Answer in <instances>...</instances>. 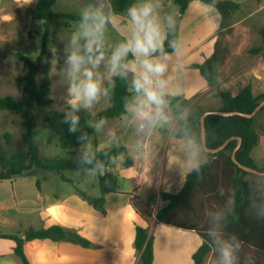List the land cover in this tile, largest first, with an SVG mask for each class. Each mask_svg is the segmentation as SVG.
<instances>
[{
    "label": "crops",
    "instance_id": "0c3cea01",
    "mask_svg": "<svg viewBox=\"0 0 264 264\" xmlns=\"http://www.w3.org/2000/svg\"><path fill=\"white\" fill-rule=\"evenodd\" d=\"M20 1L0 0V14L3 15L0 22L11 19L10 14L2 12L5 5ZM233 1L239 3V10L222 16L216 7L200 0H190L181 16L177 46L174 51L166 54L168 71L165 78L168 81V90L174 93L166 97L168 101L170 96H183L189 100L182 113L187 109L192 110L193 105H199L206 110L219 109L221 106L219 90H229L236 94L244 86L250 85L254 95L264 93V41L260 36V29L264 27V0ZM104 2L108 9L105 13L109 17V23L115 26L120 37L125 40L130 35L131 28L127 10L113 13L108 0ZM144 2L145 0H136L133 4ZM150 2L155 6V15L162 30L166 32V18H174L177 15V5L174 0ZM92 4L93 8L99 6V0H94ZM244 6L249 7L244 10ZM252 49L256 51L252 52ZM212 54L217 60V75L216 81L210 84L200 74L195 64ZM128 78L131 81V74ZM126 116L114 119L120 124ZM131 122L130 117L128 123ZM257 123H260L259 130L255 126ZM129 127H123L127 135ZM253 127L258 134V142L253 147L251 156L255 163L260 165L264 160V108L255 114ZM159 128H166L169 133L163 134ZM173 129L174 126L168 128L162 125L152 129L142 145L139 143L131 145L124 133L117 134V144L126 146L128 154L131 150L135 151V147L140 153L131 158L133 161L131 166H116V170L121 172L123 178L131 180L132 187L121 189L119 183L118 192L107 193L105 214L83 200L72 184L64 181L60 174L41 176L24 174L0 181V221L14 224V219L3 216L4 211L12 210L20 222L21 231L18 233H22L27 227L38 229L54 224L74 229L94 242L97 245L93 247L96 251L102 252L104 248L113 250L128 260L129 264L140 263L139 253L134 247L135 228L139 225L148 228L152 236V264H193L192 255L203 242L200 234L195 229L179 228L158 221L155 218L157 211L155 207L152 209V215L144 218L131 199L146 198L160 191L177 192L184 184L186 175L192 170L183 171L182 167L189 162L191 154L195 152L199 165L206 161L204 153L189 138L178 139L170 135ZM110 130L106 129L105 135H102L107 146L110 142L107 132ZM151 135L154 139L150 141ZM93 145L94 149H99L98 141L95 140ZM117 159L119 163L122 162L120 157ZM109 162L108 170L111 169ZM152 168H156L154 176L151 175ZM66 171L70 170L63 171V174ZM65 176L75 183L73 176ZM36 180L39 181V186ZM228 191L231 192V189ZM224 195L227 197V193ZM159 203H161L159 208L165 205L162 200ZM221 203L223 202L219 201V204ZM214 206L218 207L216 204ZM225 214L226 212L218 218L217 229L208 227L212 224L210 221H207V227L204 224L197 225V229L202 233L208 231L222 235L218 226ZM75 245L77 244L65 240L34 239L24 243V252L30 264H77L78 257L85 253L89 254L91 247L83 248L77 245L78 249ZM13 246L14 244L10 246L12 250ZM253 251L252 258L255 259L253 262H257L259 255L264 253L255 249Z\"/></svg>",
    "mask_w": 264,
    "mask_h": 264
},
{
    "label": "trees",
    "instance_id": "16d2710c",
    "mask_svg": "<svg viewBox=\"0 0 264 264\" xmlns=\"http://www.w3.org/2000/svg\"><path fill=\"white\" fill-rule=\"evenodd\" d=\"M136 0H108L113 13H120L127 10ZM190 0H174L178 13L172 18L174 26L167 25V38L163 42L164 53H171L177 46L178 28L180 19ZM210 4L227 16L237 12L240 8L238 2L233 0H200ZM56 0H36L30 17L43 22L42 46L35 59L14 52L13 55L21 62L22 74L16 79L22 83L21 97L16 99L12 95L0 96V110L19 112L21 123L24 127L22 141L26 146V155L12 154L8 158L2 157V145L0 142V181L10 179L24 174H35L37 170L56 172L61 178L73 184L72 179L66 177L63 171L70 170H94L98 179L99 194H91L77 186H74L76 193L90 204L95 210L106 213V194L117 192L119 189L118 176L114 171L107 169V163L117 157H122V166L132 165V159L128 156V148L122 144L109 143L108 146L95 148L90 154L81 155L78 158L57 157L48 159L40 154L39 134L44 130H50L57 136V144L64 152H70L73 147L81 145L94 133V122L96 120L120 118L122 115H130L126 111V103L132 98L130 90L131 81L122 79L119 76L112 77V84L106 80L104 87L108 91V104L104 109L93 113L88 109L81 108L76 114L79 116V124L75 133L69 132V123L65 122V114L68 111H49L42 120L41 126H36L34 112L39 108L49 107L53 99L48 95L49 86L45 81L37 80V73L40 64L47 60L51 54L48 44L52 38L51 23L54 19H69L80 22L81 14L57 12L54 9ZM107 15V14H106ZM260 36L264 41V27L260 29ZM174 43L175 47L170 44ZM255 52L256 49H252ZM104 54L110 52L104 48ZM204 79L213 84L217 75V60L214 54L201 62L195 64ZM221 106L217 110L251 112L264 93L254 95L250 85L241 88L236 94L229 90H219ZM168 111L172 116H179L183 109L188 106L189 100L183 96H170ZM262 106L258 111L263 109ZM206 111L199 105H193L192 112L178 120V126L170 134L178 139L189 138L195 144H201L200 117ZM255 115L251 118L238 115L220 116L207 114L204 118L205 137L208 147L220 146L226 139L232 136L241 138V143L236 150L237 160L247 166L258 170H264L263 163L257 165L251 156L253 147L258 142V134L253 127ZM162 132L168 133L166 129ZM6 144L10 143V133L2 136ZM1 139V136H0ZM237 144V138L231 139L224 149L215 152L203 153L206 161L199 165V170H191L185 178L184 184L177 192L160 191L158 194H150L147 200H155L160 197L165 205L155 212V218L169 225L179 228L195 229L203 239L202 244L192 255L193 264H204L206 255L215 247L213 234H204L197 229V224L179 221L176 219V212L183 207L190 212H196L194 195L203 194L199 206H204L210 199L218 202L219 209L227 208L226 214L219 221V231L240 246L252 247L264 253V184L254 178H246L250 172L240 169L232 160L231 154ZM90 160L91 163L86 162ZM264 180V176H261ZM225 181L229 184L231 192H227ZM37 186L39 181L36 180ZM224 185V186H223ZM227 193V197L224 195ZM133 205L137 208L134 198ZM219 201L223 202L219 204ZM229 207V208H228ZM138 209V208H137ZM144 218L150 217L152 211L149 207L144 212ZM0 238L10 239L14 242L13 253L19 259V264H30L25 252L24 243L34 239H51L54 241L65 240L77 244L83 248L96 247L97 245L89 238L81 235L74 229L61 225H50L45 228L27 227L22 233L0 234ZM134 247L139 253V264H152L153 261V240L148 228L136 225ZM258 264V263H256Z\"/></svg>",
    "mask_w": 264,
    "mask_h": 264
},
{
    "label": "rangeland",
    "instance_id": "374dc122",
    "mask_svg": "<svg viewBox=\"0 0 264 264\" xmlns=\"http://www.w3.org/2000/svg\"><path fill=\"white\" fill-rule=\"evenodd\" d=\"M94 0H57L54 9L57 12H68L81 14L85 8H93ZM262 1V0H260ZM36 0H30L29 3H25V0L20 2H13L11 5L6 4L3 13L10 14L11 19L7 21L0 22V96L12 95L16 99L21 97L22 83L19 82L16 77L22 74L21 62L15 58L13 55L14 52H20L31 59H35L39 54V51L42 46V31H43V22L41 20H34L30 17V12L34 8ZM103 5L104 11L108 9L105 6L104 0H99V5ZM244 10L249 6H244ZM243 8V7H242ZM0 18H3V15L0 14ZM79 22L69 20V19H54L51 23V32L52 38L48 44V47L51 49V54L47 60H44L39 67L37 73L38 81H45L49 86L48 95L53 99V103L46 108H39L34 112V121L36 126H41L42 120L47 115L49 111H68L69 106V79L66 75V46L69 43V38L71 34L77 30ZM104 44L105 48L110 51L114 50L117 45L122 43L124 40L120 37L118 30H116L113 24L108 23L104 31ZM111 55L107 54L105 57ZM99 71L104 72V64L100 65ZM107 79L104 80V83ZM104 87V84H103ZM108 104V95L101 96L99 101L95 103L92 108L88 109L93 113H97L103 107H106ZM104 109V108H103ZM192 112L191 109L185 110L181 115L175 117L172 116L169 111V122L166 124H155L152 126H145L142 130L138 128L135 122L128 123L130 115L124 117L120 122H117V119H105V120H96L94 122L95 133L81 145L73 147L70 152L66 153L62 151L57 144V136L50 130L42 131L39 136V149L40 154L48 159L57 158V157H74L78 158L81 155L90 154L94 150V141L99 142V149L107 146V142L103 139L102 135L106 133V129H111L107 132V137L109 143H117V134L119 132L124 133L128 142L131 145L136 143L143 144L147 137L148 133L153 129L159 126H167L175 128L178 126V120L185 116H188ZM260 114V113H259ZM107 124H114L110 127ZM118 124V125H116ZM130 126L128 134L123 127ZM256 128L259 130L260 123H257ZM134 129V132H133ZM162 129L159 128L162 132ZM167 130V129H166ZM24 127L21 123V116L19 112H12L8 110H0V142L2 145V157L8 158L12 154H23L26 155V146L22 141V133ZM168 131V130H167ZM10 133V143L6 144L4 138L2 137L4 133ZM163 134H168L164 133ZM171 135V134H170ZM153 135L150 137V141L153 140ZM200 150L203 152L201 144H196ZM135 146H133L134 148ZM135 151L131 150L128 156L130 158L135 157L137 153H140L137 147L134 148ZM255 155V154H254ZM264 155V154H263ZM123 161L122 157H120ZM143 160V159H141ZM198 161V160H197ZM133 162V161H132ZM122 166V162H118L117 158L112 159L109 162V167L111 171H114L118 174V180L120 183L121 189H130L132 187L131 180H127L122 177L121 172L116 170V166ZM183 171L191 170L190 163L183 164ZM119 168V167H118ZM122 168V167H121ZM156 168H152L151 175L154 176ZM182 173V172H181ZM38 176L41 175H58L56 172L42 171L37 170L36 173ZM120 174V175H119ZM64 175L73 176L75 185L91 194L97 195L99 192L97 175L94 170H75V171H66ZM148 175V174H147ZM150 175V174H149ZM150 175V176H151ZM246 178H254L257 181H260L264 184V180L261 175L258 174H247ZM150 178V177H149ZM225 188L228 190L231 188L229 184L225 181ZM224 186V185H223ZM119 191V189H118ZM117 191V192H118ZM171 192L175 190H169ZM156 194V193H155ZM205 196L203 194H195L194 201L197 206L196 212H190L183 207H179L176 212V219L184 222H194L197 225L206 226L207 221L212 222L211 225H208L209 228L217 229V220L222 216L226 211L225 209H219L218 202L212 201L210 199L205 205L199 206L201 199ZM160 197H157L155 200L148 201L146 198L134 197V202L137 205L140 212H144L147 207L152 211L153 207L158 209L160 207ZM229 208V207H228ZM4 217H9L14 219V224L3 223L0 221V234L2 233H17L21 231L19 227L20 222L18 218L13 214L12 210L4 211ZM2 213V214H3ZM148 218V217H147ZM203 225V226H204ZM207 227V226H206ZM212 230V229H211ZM219 230V228H218ZM214 231V230H213ZM204 234H214L208 231L203 232ZM215 236V237H214ZM228 241L233 243L225 235H213V240L215 247L210 251L205 259L204 264H218L219 254L217 252L218 244L216 240ZM14 243L9 239L0 238V264H19V259L14 255L13 250L10 248ZM234 244V243H233ZM79 249V246L75 245ZM88 253L78 257L77 264H129L128 260L120 254L115 253L110 249H102L101 251H96L95 248L91 247ZM97 252V254L95 253ZM253 249L247 246H240L239 250L235 253L236 255V264H264V255L261 254L258 257L257 262L255 261L252 255ZM123 258V259H122ZM86 260V261H84Z\"/></svg>",
    "mask_w": 264,
    "mask_h": 264
},
{
    "label": "clouds",
    "instance_id": "9594fccd",
    "mask_svg": "<svg viewBox=\"0 0 264 264\" xmlns=\"http://www.w3.org/2000/svg\"><path fill=\"white\" fill-rule=\"evenodd\" d=\"M30 0H25L29 3ZM130 22V35L112 50L107 58L104 54V31L109 23L103 5L85 8L81 20L66 46V75L69 79V106L71 111L65 114L69 123V132L75 133L79 124L76 114L81 108L90 109L101 96L108 95L103 87L107 79L112 84V77L127 79L131 74V88L134 93L126 103V111L139 129L155 124L169 122L168 100L174 93L168 90L165 74L168 71L167 55L163 42L167 33L155 15V6L150 0L133 4L127 9ZM169 28L174 26L171 17H167ZM175 47L174 43L170 44ZM129 54L131 59H129ZM104 64V72L99 71ZM86 162L91 163L90 160ZM190 167L199 170V162L193 152L190 156ZM264 215V212H261ZM214 235V234H213ZM219 254L218 264H236L235 253L238 244L216 240Z\"/></svg>",
    "mask_w": 264,
    "mask_h": 264
},
{
    "label": "water",
    "instance_id": "95a60500",
    "mask_svg": "<svg viewBox=\"0 0 264 264\" xmlns=\"http://www.w3.org/2000/svg\"><path fill=\"white\" fill-rule=\"evenodd\" d=\"M264 106V98L262 100H260L258 102V104L255 106V108L249 112V113H243V112H240V111H222V110H206L202 116L200 117V134H201V146L203 148V150L205 152H210V153H215V152H218L222 149H224V147L227 145V143L233 139V138H237V144L234 148V150L232 151V154H231V158L233 160V162L242 170L244 171H247V172H250V173H254V174H258V175H261V176H264V170H258L254 167H250V166H247V165H244L242 163H240L236 156H235V153H236V150L238 149V147L240 146V143H241V138L238 137V136H232L228 139H226L220 146L218 147H215V148H211V147H208L207 144H206V137H205V126H204V118L207 114H215V115H220V116H231V115H238V116H242V117H247V118H251L252 116H254L258 110Z\"/></svg>",
    "mask_w": 264,
    "mask_h": 264
}]
</instances>
